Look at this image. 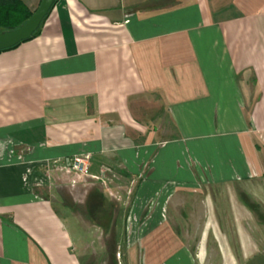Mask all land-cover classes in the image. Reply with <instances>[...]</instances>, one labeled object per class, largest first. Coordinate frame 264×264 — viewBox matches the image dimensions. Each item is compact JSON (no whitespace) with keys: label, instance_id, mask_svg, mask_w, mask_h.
I'll return each instance as SVG.
<instances>
[{"label":"crops","instance_id":"crops-1","mask_svg":"<svg viewBox=\"0 0 264 264\" xmlns=\"http://www.w3.org/2000/svg\"><path fill=\"white\" fill-rule=\"evenodd\" d=\"M75 153L92 175L142 177L127 264H237L264 192V0H56L1 50L0 264L92 262L51 193ZM76 218L111 235L104 216Z\"/></svg>","mask_w":264,"mask_h":264},{"label":"rangeland","instance_id":"rangeland-1","mask_svg":"<svg viewBox=\"0 0 264 264\" xmlns=\"http://www.w3.org/2000/svg\"><path fill=\"white\" fill-rule=\"evenodd\" d=\"M146 169L147 166H144V171ZM59 172V170L54 168L51 185L52 198L55 200L60 213L66 218L67 225L74 237H76V244L79 248V253L82 255V261L85 262L86 260L87 263V259H91L92 262H89L90 264H116L118 261H121L122 264H125V262L127 264L128 258L124 254V243H126L125 232L130 224L123 221L130 216L134 217L136 215V211L133 209L134 199L142 177H130L124 173L123 176H112V181L103 176L88 179V184H80L79 188L82 192L78 196L72 186L78 183H72L74 176L70 180L64 179ZM61 174L64 175L63 171H61ZM260 182L264 183V180H260ZM255 184L257 186L259 184L258 181L253 183V186ZM255 189V197L247 201L248 208L255 214L254 220L250 221L246 226L250 232V239L246 249H238L237 264H264V203L258 200L260 199L264 202V192L259 191V187H255ZM153 194L151 192L138 201V207L141 211V222L144 221V216L149 212L152 200L157 198ZM225 205L226 201L223 202L222 206L225 207ZM93 216H104L110 221L111 235L109 237L92 240L91 236L93 234L86 230L88 229L87 225L84 224L85 229L76 218L90 219L92 221L94 220ZM94 226H96L94 228L97 230V225ZM138 226L140 228L145 225L140 223ZM150 226L146 225L144 232ZM99 231L102 232L101 227L98 229ZM85 240L88 243L91 242L94 247L85 245L82 252ZM119 246H121V250L118 248Z\"/></svg>","mask_w":264,"mask_h":264},{"label":"water","instance_id":"water-1","mask_svg":"<svg viewBox=\"0 0 264 264\" xmlns=\"http://www.w3.org/2000/svg\"><path fill=\"white\" fill-rule=\"evenodd\" d=\"M56 0H41L32 15L21 25L10 30H0V50L11 48L28 40L38 30Z\"/></svg>","mask_w":264,"mask_h":264},{"label":"trees","instance_id":"trees-1","mask_svg":"<svg viewBox=\"0 0 264 264\" xmlns=\"http://www.w3.org/2000/svg\"><path fill=\"white\" fill-rule=\"evenodd\" d=\"M32 13L33 11L23 0H0V30H10L18 27L25 22ZM39 29L40 27L32 37L38 33Z\"/></svg>","mask_w":264,"mask_h":264},{"label":"built area","instance_id":"built-area-1","mask_svg":"<svg viewBox=\"0 0 264 264\" xmlns=\"http://www.w3.org/2000/svg\"><path fill=\"white\" fill-rule=\"evenodd\" d=\"M91 164V156L89 153H75L68 158V163L64 167V170L69 173H74V178L72 179L73 184H75L77 180L81 178H99V176L91 174ZM44 183H50V175L48 173H46Z\"/></svg>","mask_w":264,"mask_h":264}]
</instances>
